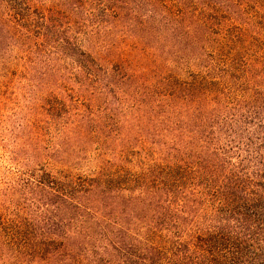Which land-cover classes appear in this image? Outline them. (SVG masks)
<instances>
[{
  "label": "trees",
  "instance_id": "1",
  "mask_svg": "<svg viewBox=\"0 0 264 264\" xmlns=\"http://www.w3.org/2000/svg\"><path fill=\"white\" fill-rule=\"evenodd\" d=\"M260 1L0 0V68L51 92L71 63L116 104L65 125L96 142L94 172L17 177L0 264H264Z\"/></svg>",
  "mask_w": 264,
  "mask_h": 264
},
{
  "label": "rangeland",
  "instance_id": "2",
  "mask_svg": "<svg viewBox=\"0 0 264 264\" xmlns=\"http://www.w3.org/2000/svg\"><path fill=\"white\" fill-rule=\"evenodd\" d=\"M260 2L263 3L264 0ZM260 2L256 7L251 4L253 8L248 11L258 15L264 14V6H261ZM84 12L82 14L86 18ZM4 14L6 10L1 8L0 16ZM1 24L0 17V31L2 30ZM2 35L1 31L0 42ZM116 46L122 48L120 45ZM101 50L103 52L106 49ZM103 56L111 62L110 67L119 64L121 59L107 53L101 55V60ZM63 66L60 76H51L55 84L50 92L42 88V83L46 79L42 78L40 71L27 75L21 72L17 65L15 68H10L8 65L4 69L1 65L0 202L2 204L0 203V215L3 214L2 217L5 219L9 216L17 218V199L20 198L19 194L14 192V188L17 189V177H27L46 164L48 168L53 169L67 168L69 164L74 172L79 174L92 173L98 166L96 163L98 160L97 145L94 139L87 141L90 139L88 133L83 134V138L75 135L69 139V130L65 125L69 121L78 122L81 119L80 115H74L76 111L88 112L89 109L105 115L109 109H115L116 104L110 94L100 93V84L96 82L94 86L87 87L85 91L81 87V82L78 81L80 75H75V67L71 63H65ZM197 69L193 65L189 71ZM61 76L62 79H60ZM57 78H59L58 81ZM61 81L62 84H60ZM50 104L56 106L58 111L49 116L47 108L52 109ZM116 112L122 118L120 124L122 125L128 122L132 111L130 108H122L117 109ZM90 118L92 119L91 115L86 119L90 120ZM92 122L94 124L95 121ZM124 132L122 137L130 134L132 129L125 128ZM49 157H52L51 163ZM55 159L60 160L55 162ZM16 218L15 222H17Z\"/></svg>",
  "mask_w": 264,
  "mask_h": 264
}]
</instances>
